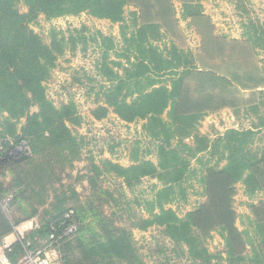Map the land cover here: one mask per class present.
Masks as SVG:
<instances>
[{
  "label": "rangeland",
  "instance_id": "rangeland-1",
  "mask_svg": "<svg viewBox=\"0 0 264 264\" xmlns=\"http://www.w3.org/2000/svg\"><path fill=\"white\" fill-rule=\"evenodd\" d=\"M164 1L167 11L162 16L156 15V8H152L148 21L154 24L144 27L147 39L140 47L156 49L176 72L189 65L220 67L222 60L230 57L241 62L240 42L244 35L252 31V24L264 22V0H199L187 8L180 0ZM17 9L21 14L27 13L22 0ZM141 25L138 11L132 5L124 8L121 23L98 19L86 12L57 18L39 15L28 23L45 45L57 43L56 61L43 86L46 99L55 109L62 105L71 107V120H64L70 141L50 140L39 146L40 153L36 155L22 139L26 137L28 118L39 113L38 107L33 105L27 115L18 119H11L7 112L0 113V143L10 144L13 159L26 151L30 154L27 161L6 164L0 174V190L11 196L7 198L8 204L16 196L19 198L21 202L13 208L22 219L33 210L38 219L42 212L63 205L81 211L85 223L90 224L93 222L92 214L87 212L90 203L99 202L98 212L123 229L128 238L129 252L120 264H203L204 254L210 257L207 260L210 264H228L224 235L219 230L202 236L147 224L160 213L156 205L162 183L151 177L135 181L120 172L140 162L157 166L158 149L163 145V139L151 137L147 121L124 122L106 104L129 91V100L137 97L136 88L126 91L124 87L119 91V82L128 81L126 70L136 62L138 43L131 40H138ZM232 41L238 44L233 45ZM232 47L235 56L230 55ZM154 81V87L170 90L173 78L161 76ZM187 84L194 90L193 82ZM252 93L241 91L230 97L235 105L241 103L239 108L220 107L200 116L192 127L194 134L183 139V144L194 146L197 135L205 139L207 148L189 160L190 173L163 206L180 221L206 202L201 184L204 172L221 170L227 165V154L215 144L229 130L257 131L254 127L262 125L258 118L264 115V106L257 112L242 106L257 101L251 97ZM100 106L107 109L104 118L94 116ZM170 109L161 115L163 122H167ZM261 133L264 134V128ZM262 135L255 137L251 149L257 151L262 147ZM172 144L174 147L176 142ZM263 201L264 193L250 192L244 178L235 184L232 197L235 228L246 242L247 255L264 238V225H256L251 209Z\"/></svg>",
  "mask_w": 264,
  "mask_h": 264
},
{
  "label": "trees",
  "instance_id": "trees-1",
  "mask_svg": "<svg viewBox=\"0 0 264 264\" xmlns=\"http://www.w3.org/2000/svg\"><path fill=\"white\" fill-rule=\"evenodd\" d=\"M19 1L0 0V113L7 112L11 119H18L27 115L33 105L38 107L39 113L28 118L26 137L22 141H25L36 155L40 153L39 146L49 143L50 140L56 143L69 142L70 136L64 127V120H71L72 115L69 113L70 106L62 105L60 109H55L46 99L43 86L56 61L57 43L45 45L28 27V23L39 15L57 18L83 12L98 19L121 23L124 8L134 6L142 24L138 30V40H131L133 44L138 43L136 62L126 70V80L134 83L121 80L119 91L124 87L126 91L136 88L134 93L137 97L129 100V91L122 98L109 99L106 104L124 122L147 121L151 137L163 139V145L158 149L157 166L140 162L120 172L135 181L151 177L162 183L163 188L157 192L156 205L160 213L154 215L153 221H148L147 224L164 226L167 231L197 233L202 236L219 230L224 235L228 264H264V238L257 241L247 255L246 242L235 228V214L232 209L234 186L243 178L250 192L264 193V142L257 151L251 149L255 137L262 135L264 115L258 118L262 125L254 127L257 131L229 130L224 138L215 144L217 149L219 147L223 154H227V165L221 170L208 169L204 172L201 184L205 203L188 213L183 221L171 211L163 209L168 198L180 189L178 185H182L190 173L189 160L207 148L205 139L197 135H194V146L183 144V139L194 134L192 127L197 119L220 107L239 108L241 103L235 105L230 97L239 95L241 91H252L251 97L257 99L254 103L243 104L246 109L257 112L260 106H264V22L252 24V31L244 35L245 39L240 42L243 45L241 62L230 57L222 60L220 67L201 65L197 68L189 65L184 67L182 72H176L171 62L164 59L163 54L156 49L145 50L140 47L147 39L144 27L154 24L148 21L152 8H156V15L159 16L167 11V3L164 0H22L27 8L26 14L18 11ZM180 1L187 8L199 0ZM230 43L238 44L237 41ZM230 51L231 56L237 55L234 47ZM161 76H172L170 90L154 87L155 78ZM189 81L195 84L194 90L187 84ZM169 107L171 109L168 120L163 122L161 115ZM106 112L107 109L100 106L94 111V116L104 118ZM260 138L264 140V134ZM172 141L176 142L174 147L171 145ZM0 147V169L9 161H27L30 156L26 151L13 159L10 156L9 143L1 142ZM3 192L5 190L1 189L0 198ZM19 197L24 199L23 196ZM18 201L21 202L16 196L9 203L10 207H14ZM91 203L87 211L92 214L93 222L90 224L85 223V216L81 211L66 209L61 207L63 205H58L50 212H42L33 231L10 250L4 251V260L7 264H17L18 259L34 247L40 246L43 241L45 243L41 249L50 246L51 241H54L51 246L58 250L61 264H120L129 252L128 238L123 229L112 221L109 222L98 212L99 202L96 201L95 205ZM251 209L256 225H264V201ZM69 210L74 213L76 231L68 237H60L65 227L62 225L65 221L64 215ZM36 215L33 210L24 219L34 218ZM24 219H16L13 225ZM9 230L10 228L7 231ZM50 236H53L52 240ZM184 242L191 244V241ZM204 255L203 264H210L207 262L210 257Z\"/></svg>",
  "mask_w": 264,
  "mask_h": 264
},
{
  "label": "crops",
  "instance_id": "crops-1",
  "mask_svg": "<svg viewBox=\"0 0 264 264\" xmlns=\"http://www.w3.org/2000/svg\"><path fill=\"white\" fill-rule=\"evenodd\" d=\"M1 172L2 169H0V174ZM8 197L11 196H6L5 192H3L2 197L0 198V254L2 256L4 251L7 249L10 250L11 247L18 241L25 239L26 236L33 231L38 222V219L34 217L30 219H24L18 224L13 225V222L20 217H18L19 215L17 214L15 208L9 206L7 200ZM9 228L10 230L7 231ZM26 240L28 241L29 239ZM44 243L45 241H43L40 246H36L32 250L26 252V256L29 254H40L41 257H46L56 264H61L58 250L49 246L41 249V246H43ZM26 256H22V258L18 259L17 264H23Z\"/></svg>",
  "mask_w": 264,
  "mask_h": 264
},
{
  "label": "built area",
  "instance_id": "built-area-1",
  "mask_svg": "<svg viewBox=\"0 0 264 264\" xmlns=\"http://www.w3.org/2000/svg\"><path fill=\"white\" fill-rule=\"evenodd\" d=\"M1 151H2V147H0V152ZM1 160H2V156L0 153V161ZM64 219H65V221L62 223V225H65V227H64V229L62 231V235L60 237L70 236L72 233H74L76 231V228H77V224L74 221V213L72 210H69L64 215ZM66 222H67V224H66ZM50 239L52 240L53 236H50ZM53 243H54V241H51L49 247H52L51 245ZM25 261H29L28 264H56V263L50 261L49 259H47L46 257H41L40 254H38V255L29 254L25 257ZM0 264H7V262L4 260V257L1 254H0Z\"/></svg>",
  "mask_w": 264,
  "mask_h": 264
}]
</instances>
